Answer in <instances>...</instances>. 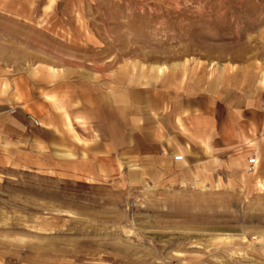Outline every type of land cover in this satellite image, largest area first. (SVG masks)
Wrapping results in <instances>:
<instances>
[{
  "label": "rangeland",
  "instance_id": "rangeland-1",
  "mask_svg": "<svg viewBox=\"0 0 264 264\" xmlns=\"http://www.w3.org/2000/svg\"><path fill=\"white\" fill-rule=\"evenodd\" d=\"M155 72H207L221 101H245V136L180 169L122 158L84 176L6 152L0 264H264V0H0V107L51 106L75 144L84 89Z\"/></svg>",
  "mask_w": 264,
  "mask_h": 264
},
{
  "label": "crops",
  "instance_id": "crops-1",
  "mask_svg": "<svg viewBox=\"0 0 264 264\" xmlns=\"http://www.w3.org/2000/svg\"><path fill=\"white\" fill-rule=\"evenodd\" d=\"M154 75L155 78L147 77L139 85L113 80L96 93L84 89L81 117L77 118L81 127H75L70 113L65 122L73 130H80L81 137L75 131L80 141L76 144L73 132L63 127L51 106L43 104L51 113L45 116L39 112L42 104L38 108L35 102L36 117L23 106L12 113L0 107V157L17 149L18 156L48 155L55 165L63 158L66 162L62 164L66 166H80L83 176L90 175L94 167L110 171L122 158L146 159L148 165L160 163V168L172 170L184 168L188 164L185 158L190 161L195 150L204 148L212 153L219 141L234 143L245 136V101H221L207 72L189 79L178 75L175 80L170 75ZM14 99L18 100L19 94ZM219 103L223 104L220 122ZM178 154L183 160L173 161ZM74 159L80 163L75 164Z\"/></svg>",
  "mask_w": 264,
  "mask_h": 264
},
{
  "label": "built area",
  "instance_id": "built-area-1",
  "mask_svg": "<svg viewBox=\"0 0 264 264\" xmlns=\"http://www.w3.org/2000/svg\"><path fill=\"white\" fill-rule=\"evenodd\" d=\"M33 123L35 125H37V121L35 119H32ZM173 161H176V162H179V161H182L183 160V156L178 154V155H174L173 156ZM257 163V157H256V154L255 153H251V156L247 159V164L249 166H255Z\"/></svg>",
  "mask_w": 264,
  "mask_h": 264
},
{
  "label": "bare ground",
  "instance_id": "bare-ground-1",
  "mask_svg": "<svg viewBox=\"0 0 264 264\" xmlns=\"http://www.w3.org/2000/svg\"><path fill=\"white\" fill-rule=\"evenodd\" d=\"M261 84H264V79H261L260 81ZM253 153V152H252ZM256 154V153H255Z\"/></svg>",
  "mask_w": 264,
  "mask_h": 264
}]
</instances>
